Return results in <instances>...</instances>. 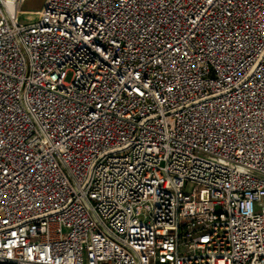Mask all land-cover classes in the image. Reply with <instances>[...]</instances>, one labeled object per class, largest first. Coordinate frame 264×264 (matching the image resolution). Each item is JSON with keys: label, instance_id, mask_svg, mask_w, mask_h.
<instances>
[{"label": "built area", "instance_id": "built-area-1", "mask_svg": "<svg viewBox=\"0 0 264 264\" xmlns=\"http://www.w3.org/2000/svg\"><path fill=\"white\" fill-rule=\"evenodd\" d=\"M24 2L0 0V264H264V0Z\"/></svg>", "mask_w": 264, "mask_h": 264}, {"label": "crops", "instance_id": "crops-1", "mask_svg": "<svg viewBox=\"0 0 264 264\" xmlns=\"http://www.w3.org/2000/svg\"><path fill=\"white\" fill-rule=\"evenodd\" d=\"M47 0H25L22 3L23 9L20 8V14L26 15L28 19H31V16H37L43 9Z\"/></svg>", "mask_w": 264, "mask_h": 264}, {"label": "rangeland", "instance_id": "rangeland-1", "mask_svg": "<svg viewBox=\"0 0 264 264\" xmlns=\"http://www.w3.org/2000/svg\"><path fill=\"white\" fill-rule=\"evenodd\" d=\"M20 8L23 9V6L21 5ZM31 17H32L31 19H33V20H35V19L37 18L36 15H35V16L33 15V16H31ZM20 19H21V21H26V20H28V18L26 17V15H23V14H20ZM193 188H194V185H192V184H188V185L186 186V191H187V192H191V191L193 190Z\"/></svg>", "mask_w": 264, "mask_h": 264}, {"label": "water", "instance_id": "water-1", "mask_svg": "<svg viewBox=\"0 0 264 264\" xmlns=\"http://www.w3.org/2000/svg\"><path fill=\"white\" fill-rule=\"evenodd\" d=\"M4 16H5V18L7 19V17H6V15H5V13H4Z\"/></svg>", "mask_w": 264, "mask_h": 264}, {"label": "trees", "instance_id": "trees-1", "mask_svg": "<svg viewBox=\"0 0 264 264\" xmlns=\"http://www.w3.org/2000/svg\"><path fill=\"white\" fill-rule=\"evenodd\" d=\"M5 264H11V263H5Z\"/></svg>", "mask_w": 264, "mask_h": 264}]
</instances>
